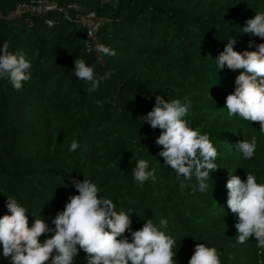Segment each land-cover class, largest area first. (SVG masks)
I'll use <instances>...</instances> for the list:
<instances>
[{
	"label": "trees",
	"instance_id": "obj_1",
	"mask_svg": "<svg viewBox=\"0 0 264 264\" xmlns=\"http://www.w3.org/2000/svg\"><path fill=\"white\" fill-rule=\"evenodd\" d=\"M40 1L94 11L101 19L98 43L116 55L102 57L90 48L86 28L58 9L14 14ZM256 12H264V0H0V45L8 42L9 51L23 50L32 62V79L19 92L0 79V217L10 214L11 196L29 210V226L43 218L54 229L56 214L78 194L73 180L85 178L118 211H134L133 231L147 219L158 225L166 218V233L178 244L177 264H188L198 243L216 247L222 264L264 260L255 237L236 243L237 217L227 208L226 188L231 175L246 180V172L264 183V133L258 123L227 116L223 107L239 73L227 67L216 72L214 60L230 36L236 51L255 50L250 41L264 43L240 32ZM75 59L94 66L97 75H113L89 93V85L74 75ZM157 95L190 100L185 119L208 134L219 153L220 169L210 173L204 192L195 190V177L192 187L180 188L183 178L158 155L161 130L139 118L153 109ZM253 136L256 152L245 160L234 146ZM73 140L80 146L70 151ZM138 159L155 169V182L141 186L133 180ZM52 235L41 236V242ZM85 255L80 251L74 264H87ZM0 264H10L2 247Z\"/></svg>",
	"mask_w": 264,
	"mask_h": 264
},
{
	"label": "clouds",
	"instance_id": "obj_2",
	"mask_svg": "<svg viewBox=\"0 0 264 264\" xmlns=\"http://www.w3.org/2000/svg\"><path fill=\"white\" fill-rule=\"evenodd\" d=\"M240 32L264 39V12H256L247 19ZM236 43V38L230 36L223 51L214 58L216 72L227 67L239 73L234 92L227 95L223 108L229 118L239 116L251 124L258 123L259 131L264 133V43L254 45L250 41L249 48L254 46L255 50L242 52L234 49ZM9 47L8 42L0 45V79H6L19 92L32 79V62L23 50L12 52ZM95 48L102 57L116 55L114 49L103 43H97ZM73 72L78 80L89 85V93H95L113 75L112 71L97 75L94 66L83 59L74 60ZM190 108L187 98L181 102L157 95L153 109L139 118L151 129L161 130L155 141L162 149L158 155L178 178H183L180 188L192 187L195 177V190L204 192L210 173L220 169L216 163L219 153L208 134L189 126L185 117ZM79 146L73 140L69 150L75 151ZM234 147L245 160H250L255 155L257 139H243ZM132 178L141 186L157 179L155 169L145 159L136 161ZM73 184L78 194L69 196L63 211L56 214L52 220L54 229L43 218H35L29 226V210L16 198L7 197L10 214L0 217V247L10 264H74L80 251L86 254L87 264H177L178 244L166 233V218L161 217L158 225L147 219L142 228L133 231L130 214L134 211H118L113 200L101 197L100 188L89 179L73 180ZM226 188L227 208L237 217L236 243L243 245L255 237L259 253L264 254V183H258L253 173L246 172V180L231 175ZM49 232H53L51 238L41 242L40 237ZM220 257L216 247L198 243L188 264H222ZM233 259L229 254L227 260ZM258 264H264V260Z\"/></svg>",
	"mask_w": 264,
	"mask_h": 264
},
{
	"label": "built area",
	"instance_id": "obj_3",
	"mask_svg": "<svg viewBox=\"0 0 264 264\" xmlns=\"http://www.w3.org/2000/svg\"><path fill=\"white\" fill-rule=\"evenodd\" d=\"M30 10H27L26 8ZM48 9H58L65 16L75 22L81 24L86 28V43L91 48H95V45L98 43L97 29L98 25L101 22V19L96 15L94 11L82 9L77 4H72L67 7H60L54 2L50 1H40L38 4L33 6H21L14 14H20L22 11H32L34 13H42ZM71 12H74L73 15Z\"/></svg>",
	"mask_w": 264,
	"mask_h": 264
},
{
	"label": "rangeland",
	"instance_id": "obj_4",
	"mask_svg": "<svg viewBox=\"0 0 264 264\" xmlns=\"http://www.w3.org/2000/svg\"><path fill=\"white\" fill-rule=\"evenodd\" d=\"M27 10H30L28 7L26 8Z\"/></svg>",
	"mask_w": 264,
	"mask_h": 264
}]
</instances>
